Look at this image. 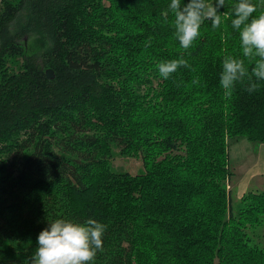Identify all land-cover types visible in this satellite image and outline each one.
<instances>
[{"label": "trees", "instance_id": "trees-1", "mask_svg": "<svg viewBox=\"0 0 264 264\" xmlns=\"http://www.w3.org/2000/svg\"><path fill=\"white\" fill-rule=\"evenodd\" d=\"M168 3L0 0V264H25L55 218L106 225L93 264H264V185L237 206L227 189L229 145L264 144V81L225 96L223 57L253 66L235 34L205 21L182 49ZM114 143L138 174L109 168Z\"/></svg>", "mask_w": 264, "mask_h": 264}, {"label": "clouds", "instance_id": "clouds-1", "mask_svg": "<svg viewBox=\"0 0 264 264\" xmlns=\"http://www.w3.org/2000/svg\"><path fill=\"white\" fill-rule=\"evenodd\" d=\"M169 0L164 15L171 13L174 37L182 49H190L201 35V27L209 21L212 29L230 28L239 50L253 65L249 70L239 56L225 55L219 73V85L225 96L231 95L236 82L247 77L248 91L264 81V0ZM223 9V10H222ZM147 46V44H146ZM187 66L183 57L157 63L159 77L167 80L178 68ZM255 78V82L253 81ZM106 225L93 218L77 221L55 218L47 221L36 237V247L25 264H93L97 250L102 247Z\"/></svg>", "mask_w": 264, "mask_h": 264}, {"label": "rangeland", "instance_id": "rangeland-1", "mask_svg": "<svg viewBox=\"0 0 264 264\" xmlns=\"http://www.w3.org/2000/svg\"><path fill=\"white\" fill-rule=\"evenodd\" d=\"M30 39L28 40V44ZM7 67L9 73H17L21 70L22 60L20 58H8L7 59ZM154 87V85H151ZM137 94H144L147 92V84L139 86H133ZM139 92V93H138ZM259 145V144H258ZM255 144L250 143L245 139L237 140L232 142L229 145V164L232 168L234 175L236 173L235 167L238 166V170L240 172H245L252 166L251 160L252 158H256L258 148ZM122 146L117 144H111V154L110 157L107 158L109 168L118 173H128L132 176L139 173L142 170V161L140 159V155H130L126 153H122ZM255 147V148H253ZM253 149V150H252ZM253 152V154H252ZM264 178V177H263ZM236 179V175H235ZM264 185V184H263ZM232 185L227 184V189L231 190ZM256 191V190H255ZM238 202L235 201V205ZM237 206V205H236Z\"/></svg>", "mask_w": 264, "mask_h": 264}, {"label": "crops", "instance_id": "crops-1", "mask_svg": "<svg viewBox=\"0 0 264 264\" xmlns=\"http://www.w3.org/2000/svg\"><path fill=\"white\" fill-rule=\"evenodd\" d=\"M257 148V156L254 159L252 158V166L249 169L240 172L238 166L235 167L236 179L235 175L230 179L233 201H238L249 190H260L264 184V144H259Z\"/></svg>", "mask_w": 264, "mask_h": 264}, {"label": "water", "instance_id": "water-1", "mask_svg": "<svg viewBox=\"0 0 264 264\" xmlns=\"http://www.w3.org/2000/svg\"><path fill=\"white\" fill-rule=\"evenodd\" d=\"M45 74H46V77H47L48 79H52V78H53V72H52V70L47 69V70L45 71Z\"/></svg>", "mask_w": 264, "mask_h": 264}]
</instances>
